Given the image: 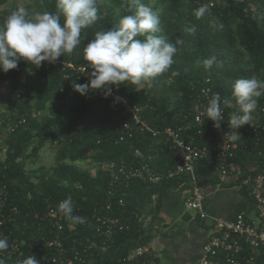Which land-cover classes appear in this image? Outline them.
I'll list each match as a JSON object with an SVG mask.
<instances>
[{
    "label": "trees",
    "instance_id": "16d2710c",
    "mask_svg": "<svg viewBox=\"0 0 264 264\" xmlns=\"http://www.w3.org/2000/svg\"><path fill=\"white\" fill-rule=\"evenodd\" d=\"M12 1L0 0V23L13 10L7 7ZM142 2L159 13L161 34L173 44L177 38L184 44L178 46L170 70L151 85L139 88L125 82L112 90L139 107L142 119L156 136L146 131L118 143L116 130L126 120L121 103L99 98L98 90L86 96L76 92L73 81L84 84V80L63 61H45L39 68L20 61L17 69L0 72V80L10 81L16 88L8 107H0V237H6L9 244H21L24 259L35 255L40 262L65 258L66 264H119L131 251L156 239L162 200L183 180L158 185L125 183L114 189L115 202L111 203L109 188L118 167L122 163H149L157 172L175 169L178 159L170 144H165L166 129L189 144L214 151L229 140L224 137L230 131L228 117L237 110L233 82L253 76L264 80V0ZM41 3L45 11L56 12V0ZM202 5H207V11L198 18L195 12ZM96 6L100 18L82 31L81 44L67 61L72 67L85 68L87 74L92 69L83 59L84 46L94 39L95 32L119 27L120 18L134 12L129 0H96ZM63 19L61 16V23ZM212 56L216 63L206 68L203 60ZM173 71L179 74L173 76ZM203 89H209L210 97L220 93L222 99L231 101L222 105L224 120L219 129L206 118L203 128L195 123V103ZM1 97L0 93V101ZM258 101L251 120L264 124V95ZM22 119L25 123L19 124ZM250 127L249 122L238 130L245 137V145L238 143L234 162L242 164V177L264 172V154L260 155L253 144L256 135L264 139V130L256 133ZM47 149L56 155L55 166L48 174L38 175L34 167ZM83 164H89L95 175L77 166ZM145 187L152 189L157 200L150 222L142 227L137 212L120 206L118 200ZM69 196L73 215L85 217L86 222L72 223L63 217L68 237L63 255L45 245L57 233L48 213ZM109 203L112 207L107 210ZM98 215L129 219L130 226L116 230L111 239L99 237L95 229Z\"/></svg>",
    "mask_w": 264,
    "mask_h": 264
},
{
    "label": "clouds",
    "instance_id": "9594fccd",
    "mask_svg": "<svg viewBox=\"0 0 264 264\" xmlns=\"http://www.w3.org/2000/svg\"><path fill=\"white\" fill-rule=\"evenodd\" d=\"M134 12L122 16L119 27L95 32L83 48V59L92 69L88 83L73 81V89L81 95L93 90H103L110 96L112 87L119 88L128 82L142 88L151 85L160 75L168 72L174 64V56L183 39L177 38L175 44L169 42L162 33L160 16L157 11L146 6L142 0H129ZM207 5L199 7L195 15L202 17ZM63 16V23H61ZM96 0H56V12L29 11L22 4L13 9L0 23V72L8 73L17 69L20 61H26L37 68L42 62L55 63L65 54L72 53L80 44L82 31L92 26L98 19ZM216 63V57L204 59L206 68ZM173 71L172 75H178ZM138 88V90H139ZM264 95V80L255 76L239 78L232 84V98L237 110L228 117L230 131L225 134L230 141L241 138L239 129L252 119L258 108V98ZM122 98L116 97L115 102ZM231 103L222 99L220 93H213L203 110L197 105L200 117L214 122L219 129L224 120L223 106ZM59 209L67 220L83 224L85 217L73 215L71 196L62 200ZM9 248L6 237H0V252ZM2 264V262H0ZM19 264H40L35 255L29 256Z\"/></svg>",
    "mask_w": 264,
    "mask_h": 264
},
{
    "label": "built area",
    "instance_id": "2783aa9c",
    "mask_svg": "<svg viewBox=\"0 0 264 264\" xmlns=\"http://www.w3.org/2000/svg\"><path fill=\"white\" fill-rule=\"evenodd\" d=\"M64 64L71 68L80 78H83L84 83L89 82V74H87L85 68L72 67L68 62ZM97 96L103 100L110 99L113 101H115L116 97L122 98L119 102L123 106V115L126 120L116 130L115 135L118 143L125 142L127 139L134 138L137 133L146 131L151 132L154 136L157 135V132L151 129L142 119L138 106L132 105L127 99L116 94L113 90L111 95L107 97H105L103 90H98ZM209 99V89H203L200 97L196 100L194 119L199 128H203L205 117L197 119L199 116L197 105L203 110ZM262 113L264 114V109ZM249 122L251 123L250 128L254 132L260 133L264 130V124H256L252 120ZM24 123L25 119L19 122V124ZM164 134L167 137L165 144H170L178 159L177 167L167 172H157L149 163L139 166L122 163L110 183L109 197L111 203L113 200L115 202L114 189L125 183L140 181L158 185L165 181L177 178L182 179L185 174H191L197 162L204 160L214 162L217 165L222 181L227 178L234 179L240 186L248 190L255 205L257 219H248L243 214H237L233 218L209 217L206 211V196L201 187L195 184L185 201L186 207L192 212H197L202 220H209L211 223L209 240L203 246L200 257L195 264H264V172L257 173L253 177H242V173L244 172L243 166L234 162V160L238 158V143L245 145L244 135L239 133L241 138L237 141L228 140L223 142L214 151H211L205 146L187 143L181 139L178 133L171 129H166ZM239 140L240 142H238ZM253 144L256 148L258 147L260 155L264 154V139L260 138V135H256L253 138ZM4 189H6L5 186ZM4 201L5 199L2 200V209L5 206ZM111 203L107 205V210L111 209ZM118 204L126 206L124 197L118 200ZM58 205L55 208H51L48 213L49 217L54 220L53 227L57 230V233L52 239L47 240L45 245L65 255L67 252L65 244L68 241L65 226L62 224L65 215L60 211ZM95 221L96 234L99 237L104 236L108 239L112 238L116 230H125L130 226L129 219L123 220L103 215L95 217ZM157 238L131 251L119 264H142V262L143 264H160V249ZM24 255L21 244L11 243L7 250L0 252V262L2 264H19L24 259ZM64 261L65 258L63 260L44 258L40 264H66Z\"/></svg>",
    "mask_w": 264,
    "mask_h": 264
},
{
    "label": "crops",
    "instance_id": "0c3cea01",
    "mask_svg": "<svg viewBox=\"0 0 264 264\" xmlns=\"http://www.w3.org/2000/svg\"><path fill=\"white\" fill-rule=\"evenodd\" d=\"M32 11H45L41 0H13L7 5L15 9L21 4ZM41 4L40 7H38ZM71 54V53H70ZM70 54L57 60L67 62ZM183 183L166 196L161 203L156 222L160 264H195L210 236V221L202 220L197 212L186 207V199L192 187L197 184L206 196V211L211 218H233L243 214L248 219L256 220L257 212L250 193L234 179H220L214 162H197L191 174H185ZM128 208L137 212L142 227H146L153 215L157 196L150 188L132 191L124 196Z\"/></svg>",
    "mask_w": 264,
    "mask_h": 264
},
{
    "label": "rangeland",
    "instance_id": "374dc122",
    "mask_svg": "<svg viewBox=\"0 0 264 264\" xmlns=\"http://www.w3.org/2000/svg\"><path fill=\"white\" fill-rule=\"evenodd\" d=\"M103 1V0H102ZM34 2H32L33 5H29V11H32L34 9ZM41 4L38 6L40 7ZM147 84H145L143 87H146ZM16 91V88H13L10 81H1L0 80V93H1V101H0V107L4 110L6 107H8L7 104L11 102V94H13ZM11 95V96H10ZM55 154L50 150L47 149L42 153L41 158L39 162L35 165L34 168H36L37 174H48L55 166ZM79 168L87 170L89 169L92 173V175H95V170L91 168L89 164H83V165H77Z\"/></svg>",
    "mask_w": 264,
    "mask_h": 264
}]
</instances>
